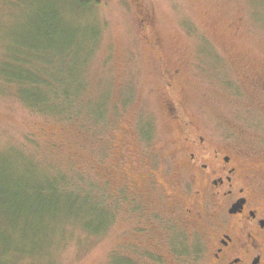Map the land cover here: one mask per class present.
<instances>
[{
  "label": "rangeland",
  "instance_id": "374dc122",
  "mask_svg": "<svg viewBox=\"0 0 264 264\" xmlns=\"http://www.w3.org/2000/svg\"><path fill=\"white\" fill-rule=\"evenodd\" d=\"M43 3L0 0V259L175 264L192 257L186 227L172 225L166 236L157 230L162 236L155 246L138 238L141 206L124 197V186L144 188L145 179L135 175L140 154L153 158L156 146L180 140L176 116H190L212 133L218 124L248 125L250 141L264 132V0H98L84 9L58 0L57 33L66 52L51 64L43 54L33 66L22 65L45 79L67 80L68 97L53 79L51 93L41 88L53 113L34 110L21 98L26 87L2 77L6 60L13 65L16 52L28 54L23 43L42 34L30 19ZM161 60L181 64L175 83L182 82L181 89H165ZM177 99L187 110L178 109ZM25 161L34 174L23 168ZM20 181L45 188L14 185ZM11 196L23 201L21 215ZM73 198L79 204L74 211ZM28 200L41 207L30 208ZM165 243L173 247L171 263Z\"/></svg>",
  "mask_w": 264,
  "mask_h": 264
},
{
  "label": "flooded vegetation",
  "instance_id": "af4514ba",
  "mask_svg": "<svg viewBox=\"0 0 264 264\" xmlns=\"http://www.w3.org/2000/svg\"><path fill=\"white\" fill-rule=\"evenodd\" d=\"M160 63L165 89H181L182 82L175 84L181 64ZM164 104L171 107L167 96ZM177 105L187 110L182 99ZM174 119L180 140L159 144L153 158L140 154L135 175L145 179L144 188L131 183L122 189L141 206L138 238L155 246L157 230L166 236L172 225L182 226L191 233L194 253L175 264H264V132L250 141L248 125L218 124L212 133L190 116ZM173 158L179 161L173 164ZM164 248L171 263L173 247Z\"/></svg>",
  "mask_w": 264,
  "mask_h": 264
},
{
  "label": "trees",
  "instance_id": "16d2710c",
  "mask_svg": "<svg viewBox=\"0 0 264 264\" xmlns=\"http://www.w3.org/2000/svg\"><path fill=\"white\" fill-rule=\"evenodd\" d=\"M71 3L75 4L74 6H76L77 8L80 9H84L86 7H90L92 5H96L98 3V0H71ZM44 6H43V11L39 12V15H34L31 17L30 21H31V26L33 27H38L41 26L43 28V32L41 35H34V39L32 41H30L29 43H23V47L25 48L26 52L28 54H24V52H16V55L13 56V65L9 64V61L6 60L5 64L3 65L2 68V77H4V80L6 82H10L13 83L15 85H21V86H25V89H22L20 92L21 94V98L29 105L31 106L34 110H37L39 112H49L52 109V113L54 112L53 109L54 106H50L48 104V99H47V91L43 92L41 90L42 87H46L48 92L51 93L52 89L54 88V83L52 81V79L57 82L59 84V86L62 87V93L67 94V97L69 94H73V90H71L69 87H67V80H65L64 82H62L61 80H57L54 79L53 77H47V79L44 78V76H37L33 73V71L31 69H24L22 67L23 64H27L30 67L34 65L35 61L39 58L42 57V55H45V58H42V61H44L45 63L51 64V59L54 55L60 56L62 54H64V52H66L63 46L61 45L62 42L61 40L58 38L59 34L57 33L58 28H59V23L60 21V11H62L60 9V5L58 7V11L57 12L55 10L56 8V4L58 3V0H44ZM73 13V12H72ZM61 24V23H60ZM62 26V25H61ZM38 39V40H37ZM51 51V52H49ZM51 54V55H50ZM53 54V55H52ZM27 55V56H25ZM33 64V65H32ZM80 83V82H79ZM39 90V91H38ZM68 100V98H66ZM66 110H64V113H67L69 116L73 115V109L72 108H68L65 107ZM92 114V113H91ZM98 116L100 117L102 115V111L99 110L97 112ZM101 118H103L101 116ZM16 157L20 156L21 154L19 152H16ZM26 162V161H25ZM27 164V165H26ZM13 167H16L12 164ZM23 168L27 171V172H31L33 173V171H35V167L33 165H31L29 162L25 163V166H23ZM34 174V173H33ZM53 183L49 182V184L54 185L57 183L56 180H52ZM21 182V183H20ZM18 183H14L15 186H23L26 187L28 189H34V190H39L42 191L45 187L43 184H38L36 183V181H33V184L31 182H23L20 181ZM59 184V181H58ZM57 185V184H56ZM84 192V191H81ZM16 194V193H15ZM18 195V194H16ZM11 200L10 203H13L15 209H18V213L19 215L22 214V208L24 207V203L23 201H19V199H16L14 196H11ZM88 198V197H87ZM73 211L76 210L78 208L77 205L78 201L73 198ZM34 200V199H32ZM36 200H43V199H39L37 198ZM89 200V198H88ZM30 202V200H28ZM43 202V201H42ZM77 202V204H76ZM93 202H96V200H93ZM60 203V202H59ZM30 204L32 205H28L31 206L30 208H34L38 205L37 202L35 201H31ZM85 205V208L89 207L88 203H83ZM90 208V207H89ZM93 208H90V211L92 213H96L98 211H100V209H98V207L96 206L95 203H93ZM25 209V208H24ZM28 209V208H27ZM26 210V209H25ZM40 209H37L35 211H40ZM5 214V213H3ZM7 221V220H5ZM11 222V221H10ZM2 237V236H1ZM5 241V238L4 240ZM160 256L157 255L156 258ZM0 264H7L6 261L1 260L0 259Z\"/></svg>",
  "mask_w": 264,
  "mask_h": 264
}]
</instances>
